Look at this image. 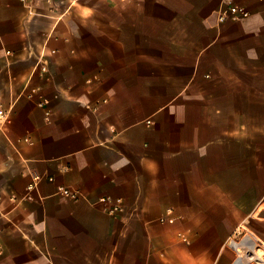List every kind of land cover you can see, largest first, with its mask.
Wrapping results in <instances>:
<instances>
[{
  "label": "crops",
  "instance_id": "1",
  "mask_svg": "<svg viewBox=\"0 0 264 264\" xmlns=\"http://www.w3.org/2000/svg\"><path fill=\"white\" fill-rule=\"evenodd\" d=\"M0 112V264H235L264 226V0H0Z\"/></svg>",
  "mask_w": 264,
  "mask_h": 264
},
{
  "label": "bare ground",
  "instance_id": "2",
  "mask_svg": "<svg viewBox=\"0 0 264 264\" xmlns=\"http://www.w3.org/2000/svg\"><path fill=\"white\" fill-rule=\"evenodd\" d=\"M256 240V239H255ZM253 238H246L242 243H236L235 241H231V246L240 253L239 258L235 262V264H247L249 262H258L259 264H264V246L263 249L257 251L255 253L256 242ZM244 250H248L250 254L245 257ZM254 251V254H253ZM253 254V255H252Z\"/></svg>",
  "mask_w": 264,
  "mask_h": 264
},
{
  "label": "rangeland",
  "instance_id": "3",
  "mask_svg": "<svg viewBox=\"0 0 264 264\" xmlns=\"http://www.w3.org/2000/svg\"><path fill=\"white\" fill-rule=\"evenodd\" d=\"M240 234L238 235V237L234 240L236 243H242L246 238L250 237L253 238L256 241V248H255V253L257 251H260L263 249L264 246V226H257L255 227H251L248 224H244L239 232ZM233 241V240H232ZM247 254L249 255L250 252H248V250H244V254H242L243 256H247ZM254 254V251H253ZM252 254V255H253ZM240 253H238L236 251V261L239 258ZM247 264H259L258 262H249Z\"/></svg>",
  "mask_w": 264,
  "mask_h": 264
},
{
  "label": "built area",
  "instance_id": "4",
  "mask_svg": "<svg viewBox=\"0 0 264 264\" xmlns=\"http://www.w3.org/2000/svg\"><path fill=\"white\" fill-rule=\"evenodd\" d=\"M228 11H229V13L227 15L220 16V21L221 22H225L228 19L239 20V19H242V18H245V17L248 16V13L244 9H241V8H238V7H230ZM3 116H4V113L0 112V117H3ZM61 192H62V195L64 197H72V198H74V196L71 195L68 190H61ZM1 252H2V246L0 244V253Z\"/></svg>",
  "mask_w": 264,
  "mask_h": 264
}]
</instances>
